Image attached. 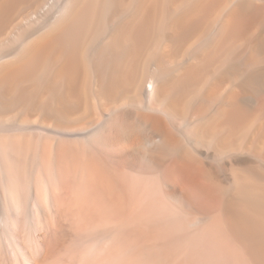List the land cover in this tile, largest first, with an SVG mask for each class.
<instances>
[{
    "label": "bare ground",
    "instance_id": "1",
    "mask_svg": "<svg viewBox=\"0 0 264 264\" xmlns=\"http://www.w3.org/2000/svg\"><path fill=\"white\" fill-rule=\"evenodd\" d=\"M57 184L91 264H264V0H0V220Z\"/></svg>",
    "mask_w": 264,
    "mask_h": 264
},
{
    "label": "rangeland",
    "instance_id": "2",
    "mask_svg": "<svg viewBox=\"0 0 264 264\" xmlns=\"http://www.w3.org/2000/svg\"><path fill=\"white\" fill-rule=\"evenodd\" d=\"M41 155L44 154L40 153V160ZM53 186L50 191L55 190V193L49 202L38 203L37 210L33 207L28 209L31 212L22 210L17 214L10 211L6 219L0 220L4 225L0 224V264H91L93 249L101 237L109 236L106 229L109 219L101 214L94 217L78 215L79 202L56 197L65 190L70 195L69 188L60 184ZM91 222L92 228H86ZM115 264L140 263L132 253Z\"/></svg>",
    "mask_w": 264,
    "mask_h": 264
}]
</instances>
